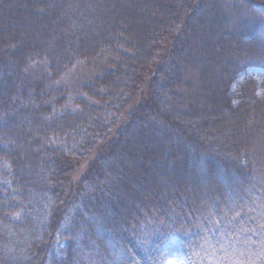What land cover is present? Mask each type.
I'll return each instance as SVG.
<instances>
[{
  "label": "trees",
  "instance_id": "1",
  "mask_svg": "<svg viewBox=\"0 0 264 264\" xmlns=\"http://www.w3.org/2000/svg\"><path fill=\"white\" fill-rule=\"evenodd\" d=\"M130 1L0 0V264H264V0Z\"/></svg>",
  "mask_w": 264,
  "mask_h": 264
},
{
  "label": "rangeland",
  "instance_id": "2",
  "mask_svg": "<svg viewBox=\"0 0 264 264\" xmlns=\"http://www.w3.org/2000/svg\"><path fill=\"white\" fill-rule=\"evenodd\" d=\"M132 2V0L130 1ZM125 3H120V6L123 8H129ZM241 13L245 15L246 25L260 22L262 18L258 17L253 13H246L244 9H241ZM117 62V59L110 54H100L97 57L91 58L89 60L80 61L75 63V65L66 72V74L56 82H52L50 86H52L58 93L62 94L66 100V108L70 111H76L77 106L75 102L77 100H86L85 95L83 94V87L87 85L93 77L99 76L112 67L114 63ZM36 67V66H35ZM36 69H39L38 67ZM42 71L45 73L44 69ZM264 77V69L257 66L247 67L243 72H240L237 75L235 82L231 85V92L236 94L238 86L245 81L246 79H253L255 81H260ZM260 91H258L259 93ZM90 104H93V101H89ZM229 161L228 163H230ZM232 163V162H231ZM230 167V166H228ZM217 171V170H216ZM208 174L204 175V180L201 183H206L205 179H207ZM51 203V202H50ZM45 210H47L46 202L43 203ZM42 204V206H43ZM37 227V226H35ZM41 229V228H40ZM34 234H40L38 227L35 229ZM25 249V250H24ZM28 247L20 248L22 253L19 254H27L24 256L25 261H28ZM22 258L21 256L19 259ZM24 261V262H25ZM26 261V262H27ZM20 262H23L20 259ZM166 264H179L175 261L169 260Z\"/></svg>",
  "mask_w": 264,
  "mask_h": 264
}]
</instances>
